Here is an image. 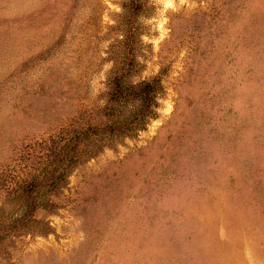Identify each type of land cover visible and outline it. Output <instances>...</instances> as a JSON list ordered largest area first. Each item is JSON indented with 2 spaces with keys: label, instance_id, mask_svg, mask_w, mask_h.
Instances as JSON below:
<instances>
[{
  "label": "rangeland",
  "instance_id": "1",
  "mask_svg": "<svg viewBox=\"0 0 264 264\" xmlns=\"http://www.w3.org/2000/svg\"><path fill=\"white\" fill-rule=\"evenodd\" d=\"M122 1L0 0V264H264V0H141L157 116L7 234L52 139L102 118Z\"/></svg>",
  "mask_w": 264,
  "mask_h": 264
},
{
  "label": "trees",
  "instance_id": "2",
  "mask_svg": "<svg viewBox=\"0 0 264 264\" xmlns=\"http://www.w3.org/2000/svg\"><path fill=\"white\" fill-rule=\"evenodd\" d=\"M143 6L141 0L121 2L118 14L121 38H117L120 52L106 78L107 98L100 109L101 120L71 123L60 137L52 139L41 170L18 185L17 195L25 203L24 210L7 234L34 232L38 210L53 208L55 204L48 196L62 186L71 167L90 156L95 148L133 137L157 116L158 99L163 91L160 76L139 81L130 79L138 70L136 48L140 32L136 22L144 12Z\"/></svg>",
  "mask_w": 264,
  "mask_h": 264
}]
</instances>
